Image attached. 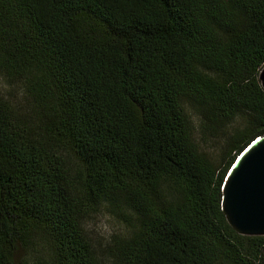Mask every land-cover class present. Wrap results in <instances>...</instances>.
Listing matches in <instances>:
<instances>
[{
    "label": "trees",
    "instance_id": "obj_1",
    "mask_svg": "<svg viewBox=\"0 0 264 264\" xmlns=\"http://www.w3.org/2000/svg\"><path fill=\"white\" fill-rule=\"evenodd\" d=\"M263 67L264 0H0V264H264L221 209L235 156L220 171L185 110L243 118L236 155L264 135ZM103 205L131 222L100 256Z\"/></svg>",
    "mask_w": 264,
    "mask_h": 264
},
{
    "label": "water",
    "instance_id": "obj_2",
    "mask_svg": "<svg viewBox=\"0 0 264 264\" xmlns=\"http://www.w3.org/2000/svg\"><path fill=\"white\" fill-rule=\"evenodd\" d=\"M264 90V67L258 74ZM221 209L228 224L243 236H264V135L255 136L226 170Z\"/></svg>",
    "mask_w": 264,
    "mask_h": 264
},
{
    "label": "rangeland",
    "instance_id": "obj_3",
    "mask_svg": "<svg viewBox=\"0 0 264 264\" xmlns=\"http://www.w3.org/2000/svg\"><path fill=\"white\" fill-rule=\"evenodd\" d=\"M1 89L3 93L8 92L15 96L18 99V103L22 104V108H26L25 104L22 103L24 97L17 87L12 88L3 83ZM185 110L197 147L220 171H222L230 163L231 158L235 156V154H223L225 138L235 128L243 126V118L236 117L222 128L210 130L203 128V120L196 106L186 103ZM126 216L128 215L126 214ZM130 222L131 220L111 211L107 205H103L96 212L84 219L83 230L87 240L96 250L97 254L104 256L109 243L112 242L113 239L120 238L129 232Z\"/></svg>",
    "mask_w": 264,
    "mask_h": 264
}]
</instances>
